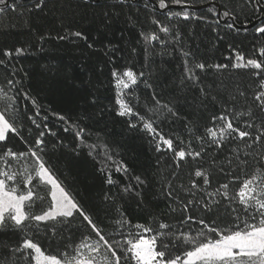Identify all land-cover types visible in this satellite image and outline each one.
Masks as SVG:
<instances>
[{
	"label": "snow or ice",
	"instance_id": "1",
	"mask_svg": "<svg viewBox=\"0 0 264 264\" xmlns=\"http://www.w3.org/2000/svg\"><path fill=\"white\" fill-rule=\"evenodd\" d=\"M170 2L183 7L180 11H168L169 20L205 21L217 32L218 39H223L220 31L239 35L241 31L251 30L254 37H264V0H243L239 11L233 0H224L220 7L213 4L207 9L213 17L211 20L194 10V0ZM99 3L100 0H91V5ZM138 3L140 0H117L111 7L121 11L127 7L132 12ZM48 4L49 0H0V15L21 9L22 16L43 13ZM150 4L169 8L166 0H144L143 8L148 9ZM91 5L89 0H83V7ZM139 11L135 8L136 13ZM241 13L246 24L239 22ZM102 15L107 20L110 13ZM59 19L63 24L64 17ZM152 23L160 32L172 33L174 43L180 44L181 35L173 27L156 19ZM66 28L69 30L56 39L77 47L80 46L77 41L87 42L83 29L71 31V23ZM140 35L146 43L159 40L155 33L141 32ZM39 39L45 41L46 37ZM87 47L91 49L93 45L87 44ZM232 51L229 64L207 65L196 62L190 51L181 48V89L198 91L200 96L192 99L201 105L211 96L212 105H219L221 109L219 115L210 116L211 127H205L209 120L207 106L193 111L197 121L194 127L185 118V132L200 145L199 150L192 148L191 140L186 143L180 136H166L158 130L153 118L163 112L181 119L180 110L190 106L187 97L183 102L171 98L162 101L163 93L144 79L143 72L137 73L132 67L110 73L116 90L117 115L131 117L136 121L130 122L131 128L139 127L150 135L154 151L161 154L158 164L171 160L167 172L160 177L161 192L170 202V212L175 214L170 218L177 223L160 222L154 229L130 225L116 206L119 195V199L135 200L144 209L143 193L152 189L155 179L133 176L132 169L123 161L116 171L128 175L135 184L129 182L119 194H106L104 199L111 201L110 206L103 209L86 206L66 189L46 159L50 154L45 150V137H55L57 133L49 127L48 117L40 115V106L25 90L23 80L17 78L19 69L14 61L28 53L23 47L0 50L3 57L0 68L5 72L0 81V237L5 238L0 239V264H264V46L253 48L258 58L246 59L235 48ZM208 71L212 72L211 77L207 76ZM236 72H242L243 77H237ZM209 78L213 84L204 82ZM140 83L151 90L153 106L141 107L138 111L139 100L132 93ZM213 91L215 95H211ZM21 99L30 101L32 114L28 113L27 104H20ZM53 115L67 125L64 131H72L84 143L86 128L69 123L64 115ZM37 117L41 123H37ZM24 121L37 130L43 128L31 143L22 135ZM201 128L204 134L196 135ZM14 140L26 145V150L16 149ZM169 153L170 156L164 155ZM106 182L115 183L111 175ZM40 187L46 189V196L39 194ZM35 206L40 207L39 213L34 211ZM110 219L112 222L106 223ZM133 227L137 231H132ZM110 228L114 231L109 232ZM126 228L129 230L125 231ZM181 228L187 231H180ZM68 232L71 235L65 236ZM45 242L46 246L42 247ZM53 246L56 254H48Z\"/></svg>",
	"mask_w": 264,
	"mask_h": 264
},
{
	"label": "trees",
	"instance_id": "2",
	"mask_svg": "<svg viewBox=\"0 0 264 264\" xmlns=\"http://www.w3.org/2000/svg\"><path fill=\"white\" fill-rule=\"evenodd\" d=\"M143 2L144 0H140V3L135 5V8L140 9L139 13L135 12V8L132 12L127 7L123 11L119 8L113 9L111 5L116 4L117 0H100V3L95 5H91L89 0L91 6L87 8L83 7V0H49L43 13L37 11L22 16V9L16 13L7 11L0 15V50L23 47L28 53L14 61V66L19 69L17 78L23 80L25 90L40 106V115L48 117L49 127L57 133L55 137H45V150L50 154L46 159H49L56 176L66 189L86 206L96 205L101 209L110 206L111 201L104 199L106 194H119L129 182L135 184L134 180L130 181L128 175L116 171L117 165L123 161L132 169L133 176L142 175V178L147 176L155 179L152 180V189L143 193L144 209H141L135 200L119 199V195L115 201L116 206L125 214L130 225L141 224L155 229L160 222L173 225L177 223L170 218L175 214L170 212V202L161 192L160 177L167 172V165L171 164V160H162L158 164L161 154L154 151L150 135L139 127L131 128L130 122H136L131 117L117 115L116 90L110 76L111 71L132 67L137 73L143 72L144 79L153 84L157 92L163 93L160 98L164 102L170 98L183 102L187 97L190 106L180 110L181 119H175L163 112L153 118L159 126L158 130L166 136H180L186 143L191 140L192 148L199 150L200 145L185 132V118L192 121L189 126L194 127L197 121L192 116L193 111L202 110L207 106L209 120L205 127H211L213 125L210 116L219 115L221 109L219 105H212L211 96L201 105L192 99L193 96H200L198 91L181 89V48L183 51H190L196 62H204L207 65L229 64L233 48L244 54L246 59L258 58L253 53V48L264 46L261 44L264 37H254L251 30L248 33L241 31L239 35L235 32L220 31L219 36L223 39H218L217 32L212 31L205 21H184L177 18L169 20L167 12L180 11L181 7L163 11L158 5L150 4L148 9H144ZM166 2L169 6L177 5L170 0ZM223 2L224 0H194V6L209 4L194 10L211 20L213 17L207 13V9L213 4L220 7ZM242 3L243 0H233L237 11ZM104 12L110 13L107 20L102 15ZM113 12L114 16L111 15ZM59 17H64L63 24ZM153 19L178 31L181 35L180 44L174 43L172 33L160 32L158 26L152 23ZM248 20L254 23L251 17ZM239 22L247 23L243 13ZM69 23L72 24L71 31L84 30L88 36L86 43L77 41L80 45L77 47L56 39L57 35H64L69 30L66 28ZM109 24L110 26H106ZM141 32L146 35L155 33L159 40L146 43L140 35ZM40 36H45L46 40L41 41ZM87 44H92L93 47L90 49ZM0 59L3 57L0 56ZM243 75L242 72H236L237 77ZM4 76L5 72L0 68V81ZM207 76L211 77L212 72L208 71ZM225 76L228 74L225 73ZM204 82L213 84L211 78ZM242 82L246 83V80ZM215 94L214 91L211 93ZM132 95L139 100L138 111L141 107L153 106L151 90L146 89L144 83H140ZM20 104H27L28 113L32 114L30 101L21 99ZM54 113L67 117L69 123L86 128L83 144L74 137L72 131H64L67 125L57 120ZM161 120L164 122L160 123ZM37 123H41L39 117ZM24 128L22 135L30 143L38 135V131L43 130H37L28 121H24ZM203 134L204 128L196 133L200 136ZM13 144L20 151L26 150V145L18 140H14ZM87 145L95 147L89 148ZM164 155L170 156V153ZM108 156L112 158L108 159ZM109 175L115 181L113 185L106 182ZM37 191L46 196V189L43 187ZM37 204L39 205V202ZM43 206H47V201ZM34 211L39 213L40 207L35 206ZM195 227L196 225H193V228ZM131 230L137 231L134 227ZM108 231L114 229L110 228ZM180 231L187 229L181 228ZM68 235L71 233H65V236ZM45 246L46 242L42 244V247ZM63 250L61 247L60 251ZM48 254H56L55 246Z\"/></svg>",
	"mask_w": 264,
	"mask_h": 264
},
{
	"label": "water",
	"instance_id": "3",
	"mask_svg": "<svg viewBox=\"0 0 264 264\" xmlns=\"http://www.w3.org/2000/svg\"><path fill=\"white\" fill-rule=\"evenodd\" d=\"M207 5H209V4H203V5H198V6H194V9H198V8H202V7H206ZM176 7H183V6H179V5H171V6H169V8L168 9H170V8H176ZM168 9H162L163 11H167Z\"/></svg>",
	"mask_w": 264,
	"mask_h": 264
}]
</instances>
